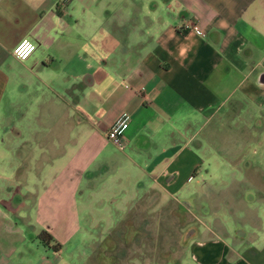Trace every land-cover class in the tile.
Wrapping results in <instances>:
<instances>
[{
	"label": "crops",
	"instance_id": "1",
	"mask_svg": "<svg viewBox=\"0 0 264 264\" xmlns=\"http://www.w3.org/2000/svg\"><path fill=\"white\" fill-rule=\"evenodd\" d=\"M151 187L191 264H264V0H0V264L86 263Z\"/></svg>",
	"mask_w": 264,
	"mask_h": 264
},
{
	"label": "rangeland",
	"instance_id": "2",
	"mask_svg": "<svg viewBox=\"0 0 264 264\" xmlns=\"http://www.w3.org/2000/svg\"><path fill=\"white\" fill-rule=\"evenodd\" d=\"M28 212L33 215V210L26 214ZM26 218L34 224L33 216ZM191 220L174 198L158 187H151L106 233V239L95 245L86 263L75 255L70 258V264H77L79 260L82 264H191L184 240V230ZM41 230L31 225L25 227L24 235L29 239L27 245L39 243L37 234ZM84 249L85 245H82L77 253L83 255ZM31 252L37 256L36 250ZM49 253L52 255L51 250ZM68 256L70 254L63 251L58 257L69 263Z\"/></svg>",
	"mask_w": 264,
	"mask_h": 264
},
{
	"label": "built area",
	"instance_id": "3",
	"mask_svg": "<svg viewBox=\"0 0 264 264\" xmlns=\"http://www.w3.org/2000/svg\"><path fill=\"white\" fill-rule=\"evenodd\" d=\"M190 29L201 32L198 23L187 22L185 23ZM35 43L28 38H21L13 47V54L19 59H26L35 49ZM130 114L127 111L121 112L117 118L108 127L106 135L109 139L122 147L121 138L129 125Z\"/></svg>",
	"mask_w": 264,
	"mask_h": 264
},
{
	"label": "trees",
	"instance_id": "4",
	"mask_svg": "<svg viewBox=\"0 0 264 264\" xmlns=\"http://www.w3.org/2000/svg\"><path fill=\"white\" fill-rule=\"evenodd\" d=\"M37 237L40 241H42L45 244H50V242L52 243V247L57 248L60 243L58 241H55L54 237L51 235V233L46 230V229H42L38 234Z\"/></svg>",
	"mask_w": 264,
	"mask_h": 264
}]
</instances>
